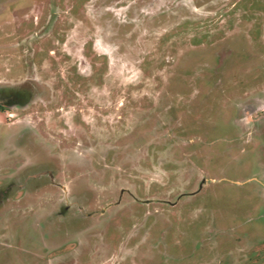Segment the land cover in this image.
Instances as JSON below:
<instances>
[{"label": "rangeland", "instance_id": "rangeland-1", "mask_svg": "<svg viewBox=\"0 0 264 264\" xmlns=\"http://www.w3.org/2000/svg\"><path fill=\"white\" fill-rule=\"evenodd\" d=\"M0 264H264V0H0Z\"/></svg>", "mask_w": 264, "mask_h": 264}]
</instances>
